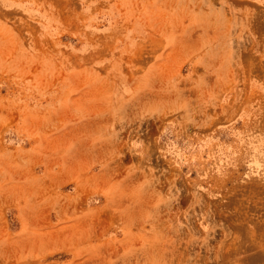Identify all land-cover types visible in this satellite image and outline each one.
I'll list each match as a JSON object with an SVG mask.
<instances>
[{
	"label": "rangeland",
	"instance_id": "obj_1",
	"mask_svg": "<svg viewBox=\"0 0 264 264\" xmlns=\"http://www.w3.org/2000/svg\"><path fill=\"white\" fill-rule=\"evenodd\" d=\"M0 264H264V0H0Z\"/></svg>",
	"mask_w": 264,
	"mask_h": 264
}]
</instances>
